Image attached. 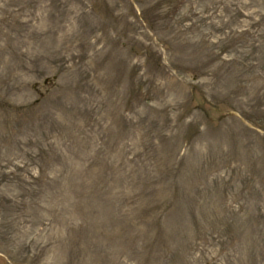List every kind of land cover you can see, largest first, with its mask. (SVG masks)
<instances>
[{
	"label": "rangeland",
	"instance_id": "obj_1",
	"mask_svg": "<svg viewBox=\"0 0 264 264\" xmlns=\"http://www.w3.org/2000/svg\"><path fill=\"white\" fill-rule=\"evenodd\" d=\"M0 264H264V0H0Z\"/></svg>",
	"mask_w": 264,
	"mask_h": 264
}]
</instances>
